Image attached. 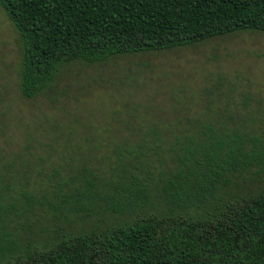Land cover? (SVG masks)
Returning a JSON list of instances; mask_svg holds the SVG:
<instances>
[{
  "label": "trees",
  "instance_id": "obj_1",
  "mask_svg": "<svg viewBox=\"0 0 264 264\" xmlns=\"http://www.w3.org/2000/svg\"><path fill=\"white\" fill-rule=\"evenodd\" d=\"M0 7L21 43L23 100L55 95L73 64L264 33V0ZM185 103L173 114L120 109L83 133L78 120L22 123L1 110L0 264H264V102L205 87L200 103Z\"/></svg>",
  "mask_w": 264,
  "mask_h": 264
},
{
  "label": "rangeland",
  "instance_id": "obj_2",
  "mask_svg": "<svg viewBox=\"0 0 264 264\" xmlns=\"http://www.w3.org/2000/svg\"><path fill=\"white\" fill-rule=\"evenodd\" d=\"M20 56L19 36L0 7V112L10 113L22 123L49 119L65 125L78 120L83 123L75 129L81 133L100 130L106 126V118H115L120 109L153 108L169 114L183 111V107L176 108L178 102H194L195 98L200 103L205 87H211L217 96L251 94L264 102V33L260 32H238L191 47L122 56L98 65L73 64L61 76L55 95L36 100H23L18 94ZM113 129L120 131L123 126ZM17 143L22 142L11 144ZM56 145L62 154L66 143ZM74 145L79 149L98 147L94 143ZM101 155L96 152L97 158Z\"/></svg>",
  "mask_w": 264,
  "mask_h": 264
}]
</instances>
